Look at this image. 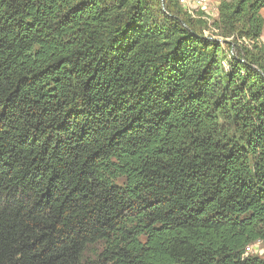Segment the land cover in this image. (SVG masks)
Instances as JSON below:
<instances>
[{
  "label": "trees",
  "instance_id": "16d2710c",
  "mask_svg": "<svg viewBox=\"0 0 264 264\" xmlns=\"http://www.w3.org/2000/svg\"><path fill=\"white\" fill-rule=\"evenodd\" d=\"M264 0H0V264H264Z\"/></svg>",
  "mask_w": 264,
  "mask_h": 264
},
{
  "label": "built area",
  "instance_id": "2783aa9c",
  "mask_svg": "<svg viewBox=\"0 0 264 264\" xmlns=\"http://www.w3.org/2000/svg\"><path fill=\"white\" fill-rule=\"evenodd\" d=\"M178 2L187 12H189L192 15L194 14L195 11H203L207 17L212 15L211 12L205 13V11H208L207 7L210 3V0H178ZM260 242H262V241L258 240L253 244L258 245ZM247 247H249V245Z\"/></svg>",
  "mask_w": 264,
  "mask_h": 264
},
{
  "label": "rangeland",
  "instance_id": "374dc122",
  "mask_svg": "<svg viewBox=\"0 0 264 264\" xmlns=\"http://www.w3.org/2000/svg\"><path fill=\"white\" fill-rule=\"evenodd\" d=\"M216 1L217 0H210V3L208 5V7H207L208 11H205V13L206 12L214 13L215 14L214 17H216L217 13H215V11L217 12V6H218V3H219L220 0H218L217 2ZM261 13H262V15L264 17V9L261 11ZM212 15L209 16V18H211V19L214 18V17H212ZM262 41L264 42V30H263V34H262ZM245 254H255V255H262L263 254L264 255V241L260 242L258 245H254V244L249 245V247L246 248Z\"/></svg>",
  "mask_w": 264,
  "mask_h": 264
},
{
  "label": "crops",
  "instance_id": "0c3cea01",
  "mask_svg": "<svg viewBox=\"0 0 264 264\" xmlns=\"http://www.w3.org/2000/svg\"><path fill=\"white\" fill-rule=\"evenodd\" d=\"M217 1H218V0H217ZM217 1H216V2H217ZM216 4H217V3H216ZM215 13H217V12L215 11ZM212 14H213V15H212V17H214V16H215V14H214V13H212Z\"/></svg>",
  "mask_w": 264,
  "mask_h": 264
}]
</instances>
